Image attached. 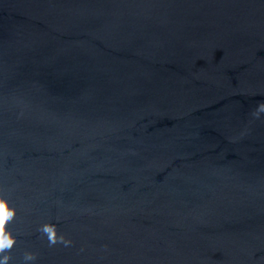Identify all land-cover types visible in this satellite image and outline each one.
Wrapping results in <instances>:
<instances>
[{
	"label": "water",
	"instance_id": "obj_1",
	"mask_svg": "<svg viewBox=\"0 0 264 264\" xmlns=\"http://www.w3.org/2000/svg\"><path fill=\"white\" fill-rule=\"evenodd\" d=\"M261 101L264 0H0L9 264H264Z\"/></svg>",
	"mask_w": 264,
	"mask_h": 264
},
{
	"label": "clouds",
	"instance_id": "obj_2",
	"mask_svg": "<svg viewBox=\"0 0 264 264\" xmlns=\"http://www.w3.org/2000/svg\"><path fill=\"white\" fill-rule=\"evenodd\" d=\"M262 113H264V101L259 102L257 108L251 114L259 119ZM15 215V209L11 208L8 202L0 197V264H9L11 257L8 253L11 252L16 243L12 233L6 230L7 224L14 219ZM39 231L47 238L50 247L57 244L67 247L73 243L72 240L65 239L63 235H58L54 224L46 223L40 227ZM36 258V254L25 252L23 262L24 264H34Z\"/></svg>",
	"mask_w": 264,
	"mask_h": 264
}]
</instances>
